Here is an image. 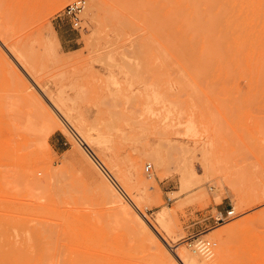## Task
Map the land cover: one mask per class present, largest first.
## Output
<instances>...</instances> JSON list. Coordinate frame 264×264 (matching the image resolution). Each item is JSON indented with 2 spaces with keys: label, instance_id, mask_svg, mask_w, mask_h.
<instances>
[{
  "label": "rangeland",
  "instance_id": "obj_1",
  "mask_svg": "<svg viewBox=\"0 0 264 264\" xmlns=\"http://www.w3.org/2000/svg\"><path fill=\"white\" fill-rule=\"evenodd\" d=\"M74 1L0 0V264H264V0Z\"/></svg>",
  "mask_w": 264,
  "mask_h": 264
},
{
  "label": "bare ground",
  "instance_id": "obj_2",
  "mask_svg": "<svg viewBox=\"0 0 264 264\" xmlns=\"http://www.w3.org/2000/svg\"><path fill=\"white\" fill-rule=\"evenodd\" d=\"M128 1V0H127ZM210 1H212V0H208V3L210 2ZM223 1V0H222ZM222 1H220L219 3H217L218 4V6H219V4L221 5V4H223V2ZM235 1V0H234ZM238 1V0H237ZM240 1V0H239ZM242 1V0H241ZM165 2V1H164ZM163 2V3H164ZM243 2V1H242ZM241 2V3H242ZM211 4L213 3V2H210ZM225 3H226V1H225ZM229 3H231L229 0H228V4ZM234 3V2H233ZM240 3V4H241ZM244 3V2H243ZM248 3V2H247ZM250 3V2H249ZM249 3L247 4V6L249 5ZM254 3V2H253ZM141 4V3H140ZM211 4H209V5H211ZM216 4V5H217ZM245 4H246V2H245ZM244 4V5H245ZM123 5V4H122ZM196 5V4H195ZM227 5V4H226ZM238 5H239V3H238ZM121 6V5H120ZM222 6V5H221ZM221 6H220V9H221ZM223 6H224V4H223ZM222 6V7H223ZM230 6V5H229ZM228 6V7H229ZM235 6V5H234ZM243 6V5H242ZM197 7H199V6H197ZM227 7V8H228ZM238 6H236V8H237ZM250 7V6H249ZM143 8V7H142ZM196 8V7H195ZM201 8V7H200ZM225 8V7H224ZM240 8V6L237 8V9H239ZM84 9H85V6H84ZM229 9V8H228ZM231 9H233V8H231ZM250 9V8H249ZM256 9V8H255ZM195 10V9H194ZM209 10V9H208ZM210 10H211V8H210ZM223 10V9H222ZM247 10V9H246ZM229 11H231L230 9H229ZM234 11H235V7H234ZM237 11V10H236ZM243 11H244V9H243ZM200 12V11H199ZM226 12V11H225ZM237 12H239V11H237ZM240 12H242V9H241V11ZM240 12H239V15H240ZM244 13H246V12H244ZM244 13H241L242 14V17H244L243 15H244ZM170 14V13H169ZM221 14H223L222 12H221ZM144 15V14H143ZM146 15V14H145ZM201 15V14H200ZM209 15V14H208ZM227 15H229V13L227 14ZM246 15L247 14H245V17H246ZM170 16V15H169ZM196 16V15H195ZM237 16V15H236ZM221 17V16H220ZM225 17H226V15H225ZM228 17V16H227ZM230 17V16H229ZM235 17V16H234ZM240 17V16H239ZM149 18V17H148ZM167 18V17H166ZM171 18V17H170ZM200 18V17H199ZM201 19V18H200ZM222 19H223V17H222ZM231 19V18H230ZM217 20H219V17L217 18ZM221 20V19H220ZM227 20H229V18H227ZM223 21H224V19H223ZM157 22V21H156ZM175 22V21H174ZM208 22V21H207ZM230 22V21H229ZM228 22V23H229ZM228 23H227V25H228ZM160 24V23H159ZM188 24H189V22H188ZM202 24V23H201ZM204 24H206V23H204ZM230 24H231V22H230ZM233 24V23H232ZM151 25H152V23H151ZM212 25V24H211ZM218 25H221V27L223 26V25H225V24H218ZM143 26V25H142ZM171 26H172V24H171ZM207 26H209V25H207ZM231 27H233V26H231ZM173 28V27H172ZM204 28V27H203ZM225 28H227V27H225ZM175 29V28H174ZM173 29V30H174ZM223 29H224V26H223ZM229 29H231L230 28V26H229ZM164 30H166V28L165 27H163V32H164ZM168 30H169V28H168ZM171 31H172V29H171ZM175 32V31H174ZM173 32V33H174ZM186 32V31H185ZM133 33V32H132ZM169 33V32H168ZM210 34H213V33H210ZM235 39V38H234ZM218 40V39H217ZM179 41V40H178ZM204 42V41H203ZM0 43H1V45L2 46H4L6 49H7V51H9L10 50V48L9 47H7V45L5 46V41H3V39H2V37H1V35H0ZM211 43V42H210ZM215 43V42H214ZM216 43H217V41H216ZM215 43V44H216ZM208 44V43H207ZM213 44V43H212ZM140 46V45H139ZM174 48V47H173ZM207 48H208V46H207ZM192 49V48H191ZM209 49V48H208ZM204 50V49H203ZM205 51H206V48H205ZM190 52V51H189ZM194 52V51H193ZM211 52V51H210ZM213 52V51H212ZM143 53H144V51H143ZM180 54V53H179ZM202 54V53H201ZM141 56V55H140ZM139 54H138V59H140L139 57ZM166 57V56H165ZM184 57V56H183ZM142 58H145V55L143 54L142 55ZM185 58V57H184ZM143 60V59H142ZM185 60V59H184ZM200 60V59H199ZM183 61V60H182ZM165 62V61H164ZM170 62V61H169ZM181 62V61H180ZM203 62H204V60H203ZM171 64V63H170ZM168 65L167 67L169 68V66L171 67V65ZM166 67V66H165ZM163 68H164V66H163ZM165 69V71L164 72H166V68H164ZM163 69V70H164ZM187 69V68H186ZM197 73H198V70H197ZM210 73V72H209ZM196 74V73H195ZM164 76V75H163ZM149 173V172H148ZM201 242H209V241H205V240H198V239H196V240H193V241H190L187 245L189 246L188 248H190L191 249V252L193 253V254H196V255H199V256H202V257H204V258H211L212 257V255H213V246L214 245H212L210 242V245H211V248H210V251H209V253H207V252H205V251H203L202 249H201V247H200V244H201ZM163 246V245H162ZM175 248H177V247H175ZM178 248H179V246H178ZM181 248V247H180ZM198 249V250H197ZM159 252H160V254H161V256H162V258H163V250L162 249H159ZM168 253H169V255H170V258L172 259V261L174 262V263H176V264H208L207 262H205V261H200V259L199 260H197L195 257H192V256H190V255H187L186 254V252L185 253H183L182 252V249L181 250H177L176 251V253L174 252V254H175V257H176V259L177 260H175V258L172 256V254H170V252L168 251ZM159 254V255H160ZM225 255V248H224V246H221L220 248H219V250H218V256H219V258H222L223 256ZM178 262V263H177Z\"/></svg>",
  "mask_w": 264,
  "mask_h": 264
},
{
  "label": "built area",
  "instance_id": "obj_3",
  "mask_svg": "<svg viewBox=\"0 0 264 264\" xmlns=\"http://www.w3.org/2000/svg\"><path fill=\"white\" fill-rule=\"evenodd\" d=\"M84 6H85L84 0H76L65 8L63 12V16L70 21L73 28H80ZM150 169H151L150 165L145 166V172L148 173ZM231 215H233V212L229 211L226 217H229ZM220 221H224V218L221 215L216 218V222H220ZM200 247L203 251L209 253L211 245L209 242H201Z\"/></svg>",
  "mask_w": 264,
  "mask_h": 264
}]
</instances>
